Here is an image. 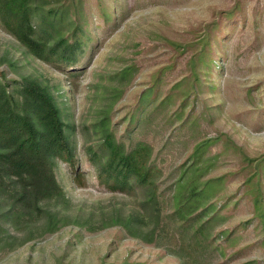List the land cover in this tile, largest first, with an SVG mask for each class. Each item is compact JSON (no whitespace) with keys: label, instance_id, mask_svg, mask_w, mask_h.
<instances>
[{"label":"rangeland","instance_id":"374dc122","mask_svg":"<svg viewBox=\"0 0 264 264\" xmlns=\"http://www.w3.org/2000/svg\"><path fill=\"white\" fill-rule=\"evenodd\" d=\"M35 2L62 6L65 33L79 20V61H41L0 23V78L49 85L76 156L57 161L65 200L44 202L50 231L47 213L11 216L0 198V264H264V0ZM104 116L126 148L150 145L153 201L143 186L100 181L86 150ZM190 163L213 179L199 233L174 213Z\"/></svg>","mask_w":264,"mask_h":264},{"label":"trees","instance_id":"16d2710c","mask_svg":"<svg viewBox=\"0 0 264 264\" xmlns=\"http://www.w3.org/2000/svg\"><path fill=\"white\" fill-rule=\"evenodd\" d=\"M71 1V0H70ZM35 0H0V23L34 57L54 66H71L79 61L82 28L79 20L63 32L65 10L59 4L42 9ZM39 16V23L33 19ZM0 78V198L8 199L7 214L53 212L45 207L48 200H65L55 167L58 160L74 162L76 139L73 124L67 118L64 103L49 85L36 77L21 80ZM62 105V106H61ZM89 129V128H88ZM99 134V145L89 146L86 153L98 170V177L113 191H126L134 185L147 189L148 202L156 198L155 173L149 162L151 147L138 141L126 148L114 134L107 118L92 127ZM87 132V131H86ZM196 155V153H195ZM192 169V174L187 171ZM198 168L190 163L177 178L173 198L174 213L183 224L201 231L207 218L199 217L206 206L205 197L213 179L201 180ZM78 177H80L77 174ZM132 219L137 220L138 217ZM201 219L199 222L195 220ZM51 220L50 231L57 225Z\"/></svg>","mask_w":264,"mask_h":264}]
</instances>
